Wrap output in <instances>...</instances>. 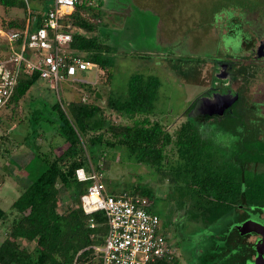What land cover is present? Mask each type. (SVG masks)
Segmentation results:
<instances>
[{
    "label": "trees",
    "instance_id": "16d2710c",
    "mask_svg": "<svg viewBox=\"0 0 264 264\" xmlns=\"http://www.w3.org/2000/svg\"><path fill=\"white\" fill-rule=\"evenodd\" d=\"M241 2L243 5L239 9L231 4L227 9L228 17L226 20L222 18L227 34L235 35L236 25L239 28L244 25L239 20L243 12L238 10L253 11L256 8L252 3L257 0ZM0 5L12 6L14 2L0 0ZM143 7L147 4L143 3ZM88 10L90 7L81 0L68 17L71 26L69 46L109 78L112 62L107 57L110 48L104 44L107 37L101 33L99 25L85 18L84 13ZM101 13L93 12V15ZM23 24L24 20H19L15 26L22 28ZM11 26L7 23L4 27ZM238 70V74H242V85H246L250 74L241 67ZM37 80L36 72L21 76L6 105L16 103ZM242 85L236 90L235 110L208 123L211 134L219 130L236 138L230 148L220 147L212 139L201 137L199 127L207 121L202 116H188L178 126L174 136L158 121L149 120L147 115L153 108L159 87L157 78L152 75L129 76L126 97L114 99L108 96L105 101L109 110L131 118L130 124L112 123L104 108L94 102L74 100L63 107L55 101L49 106L44 128L54 131L67 144L65 149L58 155L39 154L30 149L20 157L8 158L11 164L25 171L28 183L10 204L12 218L6 237L0 241V264H100L92 246L102 244L105 217L100 211L84 214L81 210L79 195L85 191L89 181H77L75 169L83 167L88 170V162H96V153L109 148L127 154L134 163L159 170L166 157L164 149L168 146H172L177 156L170 170L175 179L183 182L181 188L184 192L179 194L180 198L183 195L187 197L185 216L188 221L200 223L204 228L216 223L220 230L215 235H206L212 245L208 251L194 247L196 260L200 264L250 263L255 253L253 242L235 226L246 219L264 220V140L256 137L257 133L244 123L243 117L250 113L245 112L244 107L242 111L236 106L242 98L243 106L248 103ZM36 115L37 112H34L29 118L32 131L38 126ZM136 115H140L141 119H134ZM16 161L18 164H15ZM57 183L67 192L70 202L62 211L57 210ZM120 193L144 197L150 203L148 211L158 217L159 226L166 228L170 225L150 208L153 195L149 187H134L129 193ZM6 217L7 213L0 208V221ZM163 233L168 238L167 233ZM21 240L33 245H21ZM179 246L186 252L182 243ZM146 264H178V261L170 255Z\"/></svg>",
    "mask_w": 264,
    "mask_h": 264
},
{
    "label": "rangeland",
    "instance_id": "374dc122",
    "mask_svg": "<svg viewBox=\"0 0 264 264\" xmlns=\"http://www.w3.org/2000/svg\"><path fill=\"white\" fill-rule=\"evenodd\" d=\"M13 1L24 4L28 11H33L34 7H37V2L33 0ZM37 1L45 4L46 9L52 0ZM84 2L90 7V10L84 13L85 18L99 25V30L107 37L105 39L102 36V39H105L104 44L110 48L107 54L112 62L110 77L107 78L105 73L103 75L98 70L95 72L92 68L75 73L74 77L82 82L65 80L56 88L38 79L16 103H10L0 109V208L7 213V217L0 221V241L6 237L7 227L12 218L10 204L28 183L25 171L11 164L8 158L20 157L30 149L39 154L58 155L67 146L54 131L49 130V127L44 128L49 106L55 101H59L63 107L74 100L94 102L104 108L105 115L112 123L130 124L131 118L109 110L105 106V101L108 96L114 99L126 97L129 76L152 75L157 78L159 87L147 118L158 121L171 136H174L178 126L188 117L190 106L196 97L221 90L220 80L214 76L215 61H230L233 67L230 72L232 89L238 91L243 84L240 79L242 74H238L240 67L250 74L248 83L242 85L248 103H244L243 106L242 98L236 106L242 111L244 107L245 112L250 113L243 117L244 123H248L250 129L257 133L256 137L264 140V56H255L254 52L257 43L264 41V0L253 2L252 6L256 7L253 11L238 10L243 12L239 15V20L241 19L244 25L240 28L238 24L236 25L235 35L225 33L227 29L222 18L226 20L228 17L227 9L232 6L231 4L239 9L243 5L241 0H84ZM143 3L147 4V7H143ZM115 9L118 12L126 10L128 13L124 16H121L124 12L115 15L113 13ZM1 11L2 8L0 13ZM24 11L26 10L23 9ZM93 12L102 13L93 15ZM245 21L248 23H244ZM155 26L159 28L160 37L173 34L172 39L166 42H177L174 49L171 48L170 51L166 47L160 49L156 47L153 41ZM240 42H244L243 48ZM87 86L90 88H86ZM231 110L234 111L235 107L233 106ZM34 112H37L38 126L32 131L29 118ZM134 119H141L140 115H136ZM209 120L199 127L202 138L208 137L214 144L224 148H230L235 144V137H230L219 130L211 134ZM170 147L172 148L168 146L164 149L166 157L162 160L163 165L159 170L134 163L127 154L109 148L101 153L97 152L96 162L89 161L88 168L101 171L103 185L109 193L120 194L122 191L129 193L134 187H149L153 195L150 208L170 223L166 228L160 226L159 231L167 233L168 243L173 246L172 255L176 257L178 264H200L193 253L194 247L205 248L208 251L212 245L206 235L217 234L220 231L219 226L215 223L204 228L200 223L188 221L185 216L188 200L184 195L180 198L179 194L184 192L181 188L183 182L175 179L170 170L177 159L174 149ZM262 169L264 170V166ZM56 187L59 189L57 210L62 211L70 202L67 192L60 184L57 183ZM249 239L253 240L252 237ZM180 241L186 252L179 246ZM19 243L28 247L33 245L32 242L22 240Z\"/></svg>",
    "mask_w": 264,
    "mask_h": 264
},
{
    "label": "built area",
    "instance_id": "2783aa9c",
    "mask_svg": "<svg viewBox=\"0 0 264 264\" xmlns=\"http://www.w3.org/2000/svg\"><path fill=\"white\" fill-rule=\"evenodd\" d=\"M76 4L81 0H52L36 25L27 20L22 28L0 29L5 42L0 53V109L9 102L21 76L36 72L39 80L56 88L65 80L82 82L74 77L76 72L97 71L69 46L68 17ZM74 175L79 182L89 181L79 195L83 213L100 211L105 217L102 244L92 246L100 264H146L173 254V246L159 231L158 217L147 209V199L108 193L99 170L79 167Z\"/></svg>",
    "mask_w": 264,
    "mask_h": 264
},
{
    "label": "flooded vegetation",
    "instance_id": "af4514ba",
    "mask_svg": "<svg viewBox=\"0 0 264 264\" xmlns=\"http://www.w3.org/2000/svg\"><path fill=\"white\" fill-rule=\"evenodd\" d=\"M259 45H261V46L258 49ZM254 52H255V56H256V52H259V54L264 53V41H259L257 43V45L254 48ZM215 63H216V65H215L216 73H214V76H215V78L220 80L221 85L219 88L221 90H218L219 92L215 91V92H211L210 94H207V95L205 94L209 100L213 101V104L211 105L212 109L209 110L211 113L209 115H207V113L202 115V117L207 118V120H209V119L212 120L214 118H221V117H223V115H225L227 112H229L233 108L235 101L233 103H231L230 105H229V102L233 98V95L237 94L236 90L232 89L231 85H230L231 76H232L230 74V72L232 71V68H233L232 64H231L232 62L216 60ZM216 93H219L222 95H227V96L224 98H218L217 99ZM205 95H202V96H205ZM213 96L215 97V99L213 98ZM219 97H221V96H219ZM219 112L221 113V115H218ZM256 221L260 222V223H264V220H262V221L256 220ZM244 234L246 235V237L249 241H250L249 237L253 238V240H251L253 242V244L258 239V235L254 232L244 233ZM255 255H256V253H254L252 255L250 261H253Z\"/></svg>",
    "mask_w": 264,
    "mask_h": 264
},
{
    "label": "crops",
    "instance_id": "0c3cea01",
    "mask_svg": "<svg viewBox=\"0 0 264 264\" xmlns=\"http://www.w3.org/2000/svg\"><path fill=\"white\" fill-rule=\"evenodd\" d=\"M33 1L37 2V7H34L33 11H30V10L28 11L25 8L24 4H22V3L19 4V3H16L15 1H13L14 5H12V6H4V5L1 6L0 5V8H2V11L0 13V29L1 30H9V29H14L16 27L18 28V26H15V25L18 24L19 20H24V23H26L27 20H30V21H33V25H36V23H38L37 21L40 19V16L42 15V13H44L45 10L48 9L50 5L48 7H46V9H45V6H46L45 4L44 5L40 4L39 1H37V0H33ZM45 1H47V0H45ZM51 2L52 1H50L49 4H51ZM23 9H25L26 11L23 12ZM122 12H124V13H122ZM113 13H115V15L118 14V13H122L121 16H124V15H127L128 11L120 10L118 12L115 9V11H113ZM165 13H163V14H165ZM160 16H161V14L159 13V17ZM32 17H34V19H31ZM7 23L8 24L11 23L12 26L11 27H4ZM162 27H163V30H164V25ZM172 37H173V34L171 36L160 37L159 28H157V26H155L154 40L153 41L156 44L157 48L160 49L161 47H163V48L166 47V48H169L170 51H171V48L174 49V46L177 45V42H175V41L174 42L172 41L170 43L166 42L167 40L172 39ZM162 42H164V43H162ZM243 43L244 42H240L241 48H243ZM4 46H5V42H4L3 38L0 37V53L3 52ZM159 52L160 51H157V53H159Z\"/></svg>",
    "mask_w": 264,
    "mask_h": 264
},
{
    "label": "water",
    "instance_id": "95a60500",
    "mask_svg": "<svg viewBox=\"0 0 264 264\" xmlns=\"http://www.w3.org/2000/svg\"><path fill=\"white\" fill-rule=\"evenodd\" d=\"M260 46L261 45L258 46V49ZM257 55L264 56V53L259 54V52H256V56ZM216 94H217V99L224 98L227 96L219 93ZM213 98L215 99L214 96ZM236 99H237V94L233 95V98L229 102V105L233 103ZM212 104L213 101L209 100L206 96L197 97L194 100L193 105L191 106V109L189 110L187 115L189 117L202 116L206 113L207 115H209L211 113L209 110L212 109L211 108ZM218 115H221V113L219 112ZM235 227L240 233L254 232L258 235L257 241L253 244L256 255L253 261H250V263L248 264H264V255H263L264 254V223L257 222L256 220L253 219H246L241 223L237 224Z\"/></svg>",
    "mask_w": 264,
    "mask_h": 264
}]
</instances>
